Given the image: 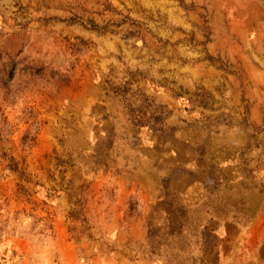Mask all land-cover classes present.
<instances>
[{
	"label": "rangeland",
	"instance_id": "obj_1",
	"mask_svg": "<svg viewBox=\"0 0 264 264\" xmlns=\"http://www.w3.org/2000/svg\"><path fill=\"white\" fill-rule=\"evenodd\" d=\"M0 264H264V0H0Z\"/></svg>",
	"mask_w": 264,
	"mask_h": 264
},
{
	"label": "crops",
	"instance_id": "obj_2",
	"mask_svg": "<svg viewBox=\"0 0 264 264\" xmlns=\"http://www.w3.org/2000/svg\"><path fill=\"white\" fill-rule=\"evenodd\" d=\"M171 68L176 73H187V75H191L189 79L193 85L196 83H201L209 86L210 89L215 88V86L220 84V80L222 79H213L212 75L219 73L217 69L211 63H189L184 65L182 63H172ZM214 162H219L218 158H213Z\"/></svg>",
	"mask_w": 264,
	"mask_h": 264
}]
</instances>
